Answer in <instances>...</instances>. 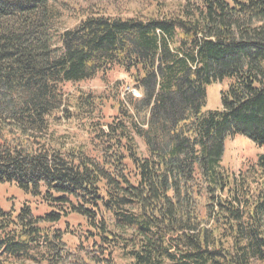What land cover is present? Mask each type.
Returning a JSON list of instances; mask_svg holds the SVG:
<instances>
[{
  "label": "trees",
  "instance_id": "obj_1",
  "mask_svg": "<svg viewBox=\"0 0 264 264\" xmlns=\"http://www.w3.org/2000/svg\"><path fill=\"white\" fill-rule=\"evenodd\" d=\"M61 1L0 0V182L50 208L0 204V264H264V153L238 175L223 165L229 137L264 146V0H152L153 14L92 11L56 33ZM115 68L142 95L131 112L87 144L50 142L64 85ZM103 94H80L78 113L103 121ZM73 214L94 255L67 248Z\"/></svg>",
  "mask_w": 264,
  "mask_h": 264
},
{
  "label": "rangeland",
  "instance_id": "obj_2",
  "mask_svg": "<svg viewBox=\"0 0 264 264\" xmlns=\"http://www.w3.org/2000/svg\"><path fill=\"white\" fill-rule=\"evenodd\" d=\"M191 2L194 4L195 0ZM185 3L186 0L166 2V9L174 12L180 5L183 6ZM53 7L57 11L55 32L61 33L65 29L76 26L92 11L100 14L122 15L126 17H132L136 14L150 15L156 10V3L152 0H63L53 4ZM103 77L110 79L108 84ZM103 77L98 75L92 80L79 83H67L64 85L66 99L64 108L56 111L49 118L50 135L48 139L50 142L53 141L57 143L56 145H63L66 148L87 144L88 137L90 136L89 138L91 139L94 133L92 129L96 123H104V120H110L113 116H119L121 118L124 111L131 112L133 109L132 103L136 100L132 99L126 90H123L127 84H130V87L134 86L131 84L133 81L129 74L123 69L115 68L109 71L107 75H103ZM117 83H120L119 93L122 102H117L116 97H114L116 90L110 89ZM226 86L227 82H219L207 87L208 96L206 108L215 110L221 107V90L226 88ZM89 92L98 94L105 93L106 95L103 94L104 98L102 101L103 113L106 115L103 121L95 116L82 115L78 113L76 109L75 103L78 96L85 93L87 95ZM137 93L139 94L140 92ZM141 96L142 95H138L139 98H141ZM139 121L142 122V119ZM136 140L139 144L141 154L147 155V149L143 140L139 137H136ZM262 153H264V146H257V144L246 136L236 135L234 137H229L225 142L223 165L238 175L241 171L252 168V165H255L258 156ZM26 203L32 206L33 212L36 215L42 214L50 209L47 204L41 200L38 201L36 197L29 194L24 195L15 184L0 182V204L4 209H15L14 212L17 214L22 205ZM65 220L70 221L68 223L69 232H66L64 235V239L68 243L67 248L78 255L85 252V250L91 255H94L95 250L92 248L93 244L76 231L80 229V222L82 226H86L84 224V218L73 214ZM65 224L66 223L63 222L59 226L64 228ZM71 225H73L76 230H71ZM72 231L74 232L71 233ZM114 260L118 264H125L127 262L118 253H115ZM254 264L260 263L256 262Z\"/></svg>",
  "mask_w": 264,
  "mask_h": 264
},
{
  "label": "built area",
  "instance_id": "obj_3",
  "mask_svg": "<svg viewBox=\"0 0 264 264\" xmlns=\"http://www.w3.org/2000/svg\"><path fill=\"white\" fill-rule=\"evenodd\" d=\"M132 91H133L134 93H137V91H136L135 89H132Z\"/></svg>",
  "mask_w": 264,
  "mask_h": 264
},
{
  "label": "bare ground",
  "instance_id": "obj_4",
  "mask_svg": "<svg viewBox=\"0 0 264 264\" xmlns=\"http://www.w3.org/2000/svg\"><path fill=\"white\" fill-rule=\"evenodd\" d=\"M127 92H128V90H127Z\"/></svg>",
  "mask_w": 264,
  "mask_h": 264
}]
</instances>
